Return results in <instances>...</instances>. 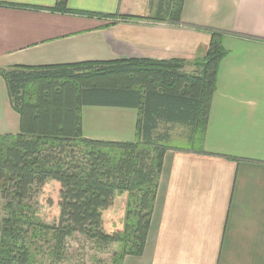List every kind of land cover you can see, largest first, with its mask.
Returning <instances> with one entry per match:
<instances>
[{
  "label": "crops",
  "instance_id": "1",
  "mask_svg": "<svg viewBox=\"0 0 264 264\" xmlns=\"http://www.w3.org/2000/svg\"><path fill=\"white\" fill-rule=\"evenodd\" d=\"M57 2L0 0V68L141 57L192 62L207 52L211 41L208 31L168 20L116 18L112 23L111 17L50 10ZM169 2L67 0V6L154 17L165 14ZM182 20L229 32L223 39L227 54L218 70L204 152L194 147L166 152L144 254L127 256L124 264H264V0H184ZM0 87L7 93L0 102V133H17L19 114L1 75ZM101 107L112 108L107 114L116 123L98 117L95 129L83 114L84 135L130 141L122 137L117 109L131 108ZM132 110L137 111L132 112L134 140L138 110ZM122 197L125 201L127 194Z\"/></svg>",
  "mask_w": 264,
  "mask_h": 264
},
{
  "label": "trees",
  "instance_id": "2",
  "mask_svg": "<svg viewBox=\"0 0 264 264\" xmlns=\"http://www.w3.org/2000/svg\"><path fill=\"white\" fill-rule=\"evenodd\" d=\"M183 3L170 0L168 11L154 17L75 10L67 0H58L49 9L111 17L112 23L116 18L168 20L208 31L207 52L192 62L141 57L0 68L19 114L17 133H0V197L5 212L0 264H58L66 255L67 239L75 233L108 245L118 243L120 251L111 264L144 254L172 130L177 125L186 128L187 143L204 152L218 70L227 54L223 39L229 32L185 24ZM188 64L193 67L190 71ZM85 106L137 109L136 138L86 137ZM50 181L60 184L54 223L42 221L31 202ZM124 194L121 222L111 231L107 218L117 197Z\"/></svg>",
  "mask_w": 264,
  "mask_h": 264
},
{
  "label": "rangeland",
  "instance_id": "3",
  "mask_svg": "<svg viewBox=\"0 0 264 264\" xmlns=\"http://www.w3.org/2000/svg\"><path fill=\"white\" fill-rule=\"evenodd\" d=\"M7 93L2 92L0 87V102H5ZM83 114L86 115L87 124L92 128L97 127V118H102L107 124L117 119L112 120V117L107 114V110L112 108L101 106H85L83 108ZM120 110L122 116L119 118L121 122V128L124 131V138L131 139L132 141V112H137L131 109H117ZM102 121V120H101ZM103 122V123H104ZM90 127V128H91ZM131 127V129H130ZM95 129H92V133H96ZM87 126V131H89ZM187 129L181 126H175L172 130V139L170 146L173 148L179 147H192L186 140ZM193 148V147H192ZM123 197L118 196L116 206L109 214L108 229L113 230L121 222V216L124 211L122 204ZM60 201V184L56 181H50L42 191L36 195L32 200V204L37 210L38 217L47 223H54L57 220L58 203ZM4 200L0 197V234L2 229V219L4 216ZM46 248V247H45ZM47 250V248L45 249ZM119 244H104L97 239H92L81 233H75L72 237L67 239L66 243V255L64 259L58 264H111L112 258L116 252H119Z\"/></svg>",
  "mask_w": 264,
  "mask_h": 264
}]
</instances>
